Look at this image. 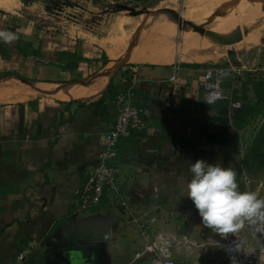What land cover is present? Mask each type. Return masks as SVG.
Returning a JSON list of instances; mask_svg holds the SVG:
<instances>
[{
  "label": "crops",
  "instance_id": "obj_1",
  "mask_svg": "<svg viewBox=\"0 0 264 264\" xmlns=\"http://www.w3.org/2000/svg\"><path fill=\"white\" fill-rule=\"evenodd\" d=\"M0 30L19 37L0 42V264H150L149 255L135 258L143 246L136 223L148 227L149 240L160 231L208 237L213 232H204L185 191L189 165L198 159L234 169L248 191L238 142L244 138L236 130L253 115L239 119L227 101H204L199 70L206 66H179L173 78L170 63L126 62L104 37L36 23L19 8L0 9ZM244 52L228 54L235 62L225 69L238 75L224 78L240 104L249 100L254 84L245 82L257 71L241 64ZM125 64L135 71L134 101L145 108L144 129L120 139L112 161L125 205L80 214L78 192L114 123V97L130 80L118 73ZM241 235L247 246L264 245L248 230ZM211 253L175 257L174 264H231Z\"/></svg>",
  "mask_w": 264,
  "mask_h": 264
},
{
  "label": "rangeland",
  "instance_id": "obj_2",
  "mask_svg": "<svg viewBox=\"0 0 264 264\" xmlns=\"http://www.w3.org/2000/svg\"><path fill=\"white\" fill-rule=\"evenodd\" d=\"M1 1L13 5L11 11L19 8L29 13L36 23L52 24L84 37H104L116 55L134 64L136 57H146L153 59L152 62H166L180 67L202 65L229 68L232 67L231 62H235L229 59V53L264 48V42L259 40L261 35L264 39L263 19L247 22L242 28L236 21L242 15L247 18V9L257 7L264 13V0ZM233 31L235 34L229 37V41L243 34H252L258 41L243 48L232 47L223 38ZM256 51L259 54L260 50ZM168 59L172 61H165ZM256 69L246 84L264 82V66ZM243 70L241 78L246 79L247 72ZM248 96L251 104L257 102L253 90H249ZM254 114L241 123L244 144L240 147L239 155L242 156L241 167L245 170L243 174L248 173L250 179L248 191H258L264 197V105H258ZM208 230L211 231L207 229L204 232ZM201 234L198 239L201 243H205L206 238L220 239L214 233L208 234V237ZM208 251H212V258L213 253H218V257L225 260L219 249L210 248ZM255 264H264V260L257 258Z\"/></svg>",
  "mask_w": 264,
  "mask_h": 264
},
{
  "label": "built area",
  "instance_id": "obj_3",
  "mask_svg": "<svg viewBox=\"0 0 264 264\" xmlns=\"http://www.w3.org/2000/svg\"><path fill=\"white\" fill-rule=\"evenodd\" d=\"M173 78L178 75L179 65H172ZM134 68L131 65H122L119 69V76L123 81L129 78L128 86L118 92L114 97L116 107V117L112 127L101 137V150L98 154V163L87 172L81 188L78 192L76 211L80 214H86L102 204H120L124 206L118 187L116 186V169L112 161L115 157V148L118 141L122 138L131 136L134 133L141 132L145 127L143 115L145 108L137 105L133 98L132 88L135 83ZM201 77L199 87L204 91L203 99L206 103H215L227 101L231 110H239L241 104L233 100V90L224 88V78L226 76L233 79L238 75L237 69H225L215 66L205 67L199 70ZM233 77V78H232ZM241 134L239 130H236ZM239 139H241L239 135ZM240 147L242 146L239 141ZM240 151V150H239ZM136 225L141 237L143 246L135 255L136 259L149 255L150 264H174L175 257H192L195 259L207 258V252L210 248L219 249L224 254L225 260H231L232 257L238 261V264H255L257 258H260L261 248H256L253 254H246L244 251H235L233 241L237 237L229 235L227 239L206 238L205 243L198 239L176 238L168 232H158L152 240L148 239V230L143 224ZM264 248V247H262ZM20 261V256L16 262Z\"/></svg>",
  "mask_w": 264,
  "mask_h": 264
},
{
  "label": "clouds",
  "instance_id": "obj_4",
  "mask_svg": "<svg viewBox=\"0 0 264 264\" xmlns=\"http://www.w3.org/2000/svg\"><path fill=\"white\" fill-rule=\"evenodd\" d=\"M13 31L0 30V42L12 44L18 40ZM191 178L187 180L185 191L193 202L204 227L222 239L229 235L237 237L233 241L234 250L253 254L256 248L247 246L240 235L248 230L253 237H264V197L258 191H241L237 173L220 163H208L198 159L188 168ZM264 260V248L260 250ZM231 264H238L235 257Z\"/></svg>",
  "mask_w": 264,
  "mask_h": 264
},
{
  "label": "trees",
  "instance_id": "obj_5",
  "mask_svg": "<svg viewBox=\"0 0 264 264\" xmlns=\"http://www.w3.org/2000/svg\"><path fill=\"white\" fill-rule=\"evenodd\" d=\"M260 50L259 54L257 53L256 50ZM245 52H239L234 54L229 53V55L233 58L236 59V57L239 56H245ZM248 57H241V64L245 66H249L253 69L259 68L264 66V48L258 49L254 48L251 51L247 53ZM239 61V60H238ZM253 91L255 93V96L257 97L255 103L251 104L249 100L244 99L241 103V108L236 111L237 116L239 119L245 117L246 115H255L256 109L258 108V105H264V82L259 83L258 85H253ZM233 100L236 101V96L234 95L233 92Z\"/></svg>",
  "mask_w": 264,
  "mask_h": 264
},
{
  "label": "bare ground",
  "instance_id": "obj_6",
  "mask_svg": "<svg viewBox=\"0 0 264 264\" xmlns=\"http://www.w3.org/2000/svg\"><path fill=\"white\" fill-rule=\"evenodd\" d=\"M255 2V1H254ZM259 2V1H258ZM252 5V4H251ZM253 7V5L251 6ZM0 9H3L5 11H11L13 9V5L11 4H8V3H5L3 1L0 0ZM246 16L247 18H244L243 15L239 18H237V22H239V26L242 28L243 25H245V23L247 22H258L260 19H263L264 20V13L262 11H260L259 8L255 7V9H247L246 11ZM236 21H235V24L234 26H232V30H233V27H235L236 25ZM241 21V22H240ZM262 28H264V26H262ZM253 32V30H251ZM234 32V31H233ZM230 32V35H228L227 33L225 34V37L223 38V41L226 43V44H229L231 45L232 47H235V48H243V47H247L248 45H251V44H254L258 41V38L257 37H254V35H250V34H246V35H242L240 37H237L235 38L233 41H229V37H232L235 32ZM256 32V31H255ZM258 32V31H257ZM218 34V33H217ZM254 34V33H253ZM219 35V34H218ZM221 36V35H220ZM223 36V35H222ZM217 37V36H216ZM214 38V37H213ZM208 39V37L206 38V40ZM211 39V38H210ZM209 39V40H210ZM208 40V42H210ZM212 41H215V40H212ZM205 42V41H204ZM216 42V41H215ZM162 54V53H161ZM158 60V59H157ZM156 62V61H155Z\"/></svg>",
  "mask_w": 264,
  "mask_h": 264
}]
</instances>
